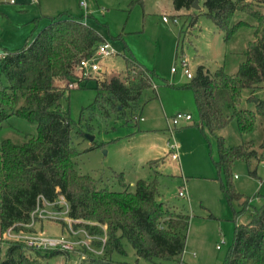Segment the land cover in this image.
Listing matches in <instances>:
<instances>
[{"label":"trees","instance_id":"obj_1","mask_svg":"<svg viewBox=\"0 0 264 264\" xmlns=\"http://www.w3.org/2000/svg\"><path fill=\"white\" fill-rule=\"evenodd\" d=\"M170 1L172 8L179 10L190 8L193 0ZM250 4L246 0L200 2L202 9L198 13L212 20L224 41L247 24L242 18L234 19L237 12H244L256 21L251 26V40L241 52L242 59L234 72L228 73L223 65L213 71L196 65L184 84L192 91L199 117L197 127L202 134L203 129L214 134L232 117L237 132L248 134L256 116L262 119L264 134V101L252 94L255 89L264 88V14L250 8ZM189 15L193 23L196 12L192 10ZM81 17L82 14L49 15L45 26L21 47L2 48L6 55L0 59V121L9 116L21 117L35 125L36 133L25 135L20 143L0 139V244L4 247L0 264H42L38 257L62 253L33 249L17 241H1L8 228L28 230L23 225L29 222L37 198L52 201L58 195L68 205L69 218L83 222L80 224L90 234L104 232L106 236L102 255L88 256L85 263L81 261L83 264H129L112 257L124 254L122 239L136 257L153 264L180 256L184 247L188 216L158 200L157 173L150 179H136L133 190L115 191L74 168L77 151L71 139L86 133L81 131L79 122L58 108L59 99L68 89L56 82L76 80L74 66L80 59L91 56L96 45L105 40ZM37 20L38 17H32L33 23ZM180 34L179 30L177 39ZM121 57L123 74L96 80L93 104L104 116L112 113L123 116L126 123L136 124L139 99L144 90L153 91L154 73L137 62L128 49L122 51ZM243 90L249 91L246 100L254 104L253 110L239 108ZM216 142L218 171L229 174L230 165L237 159L247 163L251 159L260 160L251 140L226 145L222 136H216ZM248 174L254 175L255 170H248ZM116 176L121 181V174ZM220 190L229 204L240 201L239 208L233 211L235 216L247 213V220L234 226L232 242L222 264H264V197L259 205L253 206L251 198L236 192L228 181L220 183Z\"/></svg>","mask_w":264,"mask_h":264},{"label":"rangeland","instance_id":"obj_2","mask_svg":"<svg viewBox=\"0 0 264 264\" xmlns=\"http://www.w3.org/2000/svg\"><path fill=\"white\" fill-rule=\"evenodd\" d=\"M85 1L87 6L83 10L78 5V0H2L0 50L21 47L45 26L49 15L82 14L83 22L102 36L115 54L97 59L98 64L103 59L106 68L112 72L99 64L97 72H76V80L73 82H56L58 86L68 89L59 99L58 108L71 120L79 122L83 133L92 136V139L86 135L72 137V145L77 151L74 158L75 170L99 179L100 184L115 191L124 188L133 190L136 179H150L157 173L158 200L166 207L188 216L181 255L164 260L162 264H222L232 242L234 226L246 221L247 213L234 215L233 211L239 208L240 201L234 200L229 204L220 190V183L228 181L236 192L251 198L253 206L261 203L264 197V165L260 162L264 158L262 119L256 116L253 129L248 134L240 135L237 132L233 117L214 134L206 129H203L202 134L197 127L199 117L192 91L184 87L189 79L179 66H176L174 72L170 68L178 65V57L181 56L187 60L192 73L197 64L204 65L209 71L223 65L228 73L234 72L242 59L241 52L251 40V26L256 23L255 19L244 12H237L234 19L242 18L247 24L240 26L224 41L222 33L215 28L209 17L191 7L180 13H172L174 10L170 0ZM246 1L251 3L250 8L264 14V2ZM37 2L39 10L32 13L37 9ZM22 7L25 9L19 10ZM190 10L196 12L193 23ZM87 13L89 14L85 16ZM162 15H166L168 20H162ZM33 16L38 17L36 23L31 21ZM174 16L176 21L171 19ZM179 30L181 34L177 39ZM177 40L178 48L175 50ZM126 49L137 62L154 73L153 91L144 90L139 99L140 109L137 114L141 119H137L136 124L130 121L126 123L123 116L112 113L104 116L96 104H93L96 96L94 82L123 74L121 53ZM252 94L264 101V88H257ZM248 95V90L242 91L239 108L254 109V104L246 100ZM176 112L189 113L191 120L186 123L180 121L175 127H169L168 122ZM124 115H128L127 110ZM35 133V125L21 117L9 116L0 121V139L8 138L20 143L25 135ZM216 136H222L226 145L251 140L257 156H261L259 162L251 159L247 163L237 159L230 165L229 174L223 170L218 171L215 166L218 158ZM170 144L176 145L178 158L164 162L163 157L158 156L167 151ZM252 169L255 174L249 175L248 170ZM118 173L121 174V181L116 176ZM180 188L185 192L183 196L177 195ZM61 205V202H56L49 208L50 212L55 213L54 218L37 219L31 227H25L27 231L17 232L16 236L23 232L41 233L49 237L63 235L69 240L82 236L81 230H85L81 225L83 222L78 220L67 226L59 218L63 216L60 214ZM74 230H77L76 234L71 232ZM6 236L1 241H15L9 240L16 238L15 235L7 236L9 238ZM100 237H104V232L95 234L90 245L94 248L101 245ZM121 243L124 254H114L113 259L129 264H153L136 257L125 239ZM2 245L3 243L0 244V258L4 251ZM216 245L219 246L218 249L215 248ZM79 258V254L71 251L38 257V260L42 264H83L84 259L88 258L86 250L81 258V261L84 260L82 263Z\"/></svg>","mask_w":264,"mask_h":264},{"label":"built area","instance_id":"obj_3","mask_svg":"<svg viewBox=\"0 0 264 264\" xmlns=\"http://www.w3.org/2000/svg\"><path fill=\"white\" fill-rule=\"evenodd\" d=\"M35 1V0H31ZM78 5L85 9L86 1L85 0H78ZM162 20H168L166 15L161 16ZM172 21H176V17L171 18ZM115 54V51L111 48L109 43L107 41H103L96 45L93 53L91 56L80 59L78 63L73 68V73L76 75L77 73H89V72H97L99 71V64L97 63V59L99 58H105L109 57ZM6 55V52L4 50H0V59L3 58ZM176 66H179L182 69L183 74L186 78H191L192 72L188 68V62L184 57L179 56L178 57V65L171 66L170 70L171 72L176 71ZM71 85V84H70ZM138 120L141 119V117L137 118ZM191 120V116L189 113L186 112H176L172 117L170 118V121L168 122L169 127H175L180 121L188 122ZM264 155V151H263ZM264 157V156H263ZM167 158L171 160H176L178 158V153L176 149V145L170 144L168 146V153ZM261 164L264 165V158L263 160H260ZM235 177V176H234ZM185 194L184 190L180 188L177 192L178 196H183ZM59 200H56L57 197L52 201H47L43 199L42 197L37 198L35 207L30 211L29 213V222L27 224H24L23 226L29 228L33 225V223L37 219H47V218H54L55 213L50 212L49 208L53 206L56 202H61V211L60 214L63 215L59 218H62V220L69 226L71 222H77L78 220L71 219L67 216V210L68 205L64 198L61 195ZM90 224H93L92 222H89ZM78 230V229H77ZM77 230L71 231L72 233L76 234ZM80 230V229H79ZM17 232L21 231H13L11 228L6 229V231L3 233V236H14L16 238L9 239V240H15L17 242L24 243L27 247H32L33 249L37 250H59L62 252H75L79 254L80 258L79 261L81 262V258L84 257V250H86V254L88 256L92 257H100L103 253V244L105 242L106 236L104 234V237H100L99 241L101 242V245H99L97 248H94V246L90 245L91 239L94 238L95 234H90L86 230H81L83 232L82 236H78L76 239L69 240L63 235H58L54 237H49L46 235H43L41 233H24L18 234L16 236ZM6 236V237H7ZM9 238V237H7ZM220 243H223V240H220ZM215 248H219L218 245L215 246ZM100 250V251H97ZM102 251V253H101ZM79 252V253H78ZM93 254V255H92ZM83 255V257H82ZM79 262V263H80Z\"/></svg>","mask_w":264,"mask_h":264},{"label":"crops","instance_id":"obj_4","mask_svg":"<svg viewBox=\"0 0 264 264\" xmlns=\"http://www.w3.org/2000/svg\"><path fill=\"white\" fill-rule=\"evenodd\" d=\"M198 2H199V0H197ZM172 5V4H171ZM39 6H38V2H37V9L35 10V11H32V13H36V12H38V10H39V8H38ZM192 8V7H191ZM25 9V7H22V8H19V10H24ZM198 9H202V7H201V5H200V2H199V8ZM174 10V9H173ZM183 11V9H179V10H174L172 13H180V12H182ZM190 11H192V10H190ZM171 13V14H172ZM45 16V15H44ZM33 17H37V16H33ZM31 21H32V18H31ZM30 21V22H31ZM38 21V20H37ZM164 21H166V20H164ZM33 22V21H32ZM36 23V22H35ZM104 59V58H103ZM103 59H101V60H99V64L100 65H103L105 68H106V65H104V63H103ZM197 65H202V64H197ZM204 68H205V66L204 65H202ZM106 70L108 71V72H112L110 69H107L106 68ZM184 123H186V122H184ZM176 149H177V147H176ZM167 153H168V150L167 151H165L162 155H160V156H158V157H163V160H164V162L166 161V160H171V159H169V158H167ZM245 222V221H244ZM218 249V248H217Z\"/></svg>","mask_w":264,"mask_h":264},{"label":"water","instance_id":"obj_5","mask_svg":"<svg viewBox=\"0 0 264 264\" xmlns=\"http://www.w3.org/2000/svg\"><path fill=\"white\" fill-rule=\"evenodd\" d=\"M190 6H191L192 8H197V9L199 8V4H198L197 0H193V1L191 2ZM86 137L89 138V139H92V136H90V135H87V134H86Z\"/></svg>","mask_w":264,"mask_h":264}]
</instances>
